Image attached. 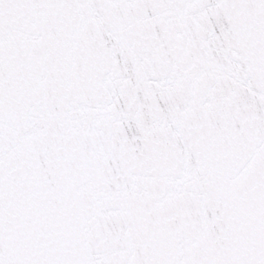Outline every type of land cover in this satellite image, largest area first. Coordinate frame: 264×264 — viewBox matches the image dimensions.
<instances>
[{"label": "snow or ice", "instance_id": "obj_1", "mask_svg": "<svg viewBox=\"0 0 264 264\" xmlns=\"http://www.w3.org/2000/svg\"><path fill=\"white\" fill-rule=\"evenodd\" d=\"M0 264H264V0H0Z\"/></svg>", "mask_w": 264, "mask_h": 264}]
</instances>
